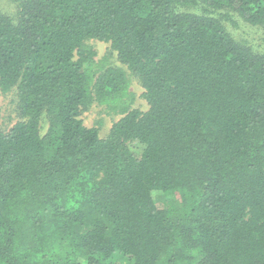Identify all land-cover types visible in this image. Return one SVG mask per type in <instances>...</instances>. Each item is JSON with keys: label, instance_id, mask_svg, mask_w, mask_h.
<instances>
[{"label": "trees", "instance_id": "16d2710c", "mask_svg": "<svg viewBox=\"0 0 264 264\" xmlns=\"http://www.w3.org/2000/svg\"><path fill=\"white\" fill-rule=\"evenodd\" d=\"M17 1L0 12L22 117L0 130V264H264V52L226 24L264 38V0ZM93 105L119 115L104 138Z\"/></svg>", "mask_w": 264, "mask_h": 264}, {"label": "rangeland", "instance_id": "374dc122", "mask_svg": "<svg viewBox=\"0 0 264 264\" xmlns=\"http://www.w3.org/2000/svg\"><path fill=\"white\" fill-rule=\"evenodd\" d=\"M19 5L17 0H0V12L16 17L18 14ZM235 16V17H234ZM233 22H226L229 30L238 41L247 42L257 52H264V38L262 30L253 24L245 21L242 17L234 15ZM97 50V57L108 55L112 60L116 59L109 43L94 40L90 41ZM111 59V58H110ZM131 77V90L136 95V100L133 107L143 111L148 109L146 99L143 97L144 88L140 81L135 77ZM81 118L84 124L88 127H97L101 137H106L112 128L115 121L119 119V115L107 111L103 106L93 105L90 109L83 111ZM17 103L15 101V93H2L0 90V130L7 132L16 122L21 120ZM49 127L48 117L44 114L41 119V133L45 134ZM160 192L155 194V199L158 204L161 203L159 197Z\"/></svg>", "mask_w": 264, "mask_h": 264}]
</instances>
